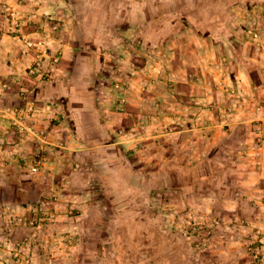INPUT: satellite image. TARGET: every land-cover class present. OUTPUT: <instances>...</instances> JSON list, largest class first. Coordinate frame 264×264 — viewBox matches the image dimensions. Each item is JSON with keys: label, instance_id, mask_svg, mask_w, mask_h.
<instances>
[{"label": "rangeland", "instance_id": "rangeland-1", "mask_svg": "<svg viewBox=\"0 0 264 264\" xmlns=\"http://www.w3.org/2000/svg\"><path fill=\"white\" fill-rule=\"evenodd\" d=\"M203 3L0 0V264H264V0Z\"/></svg>", "mask_w": 264, "mask_h": 264}, {"label": "crops", "instance_id": "crops-1", "mask_svg": "<svg viewBox=\"0 0 264 264\" xmlns=\"http://www.w3.org/2000/svg\"><path fill=\"white\" fill-rule=\"evenodd\" d=\"M36 91V89H35ZM9 94L10 92H0V95L3 94ZM38 94V95H37ZM37 95V98H39L41 96V93H35V96ZM5 99V98H4ZM6 104V103H5ZM48 104V103H47ZM34 108V107H33ZM96 105L95 103L88 104V102H82L80 100V103L78 104V107L76 108V106L74 108H72L71 106V113L75 112V114H78L84 111H88L89 113L93 114L92 117H94V115L96 116ZM28 109V107L26 108ZM35 111H38V109ZM95 111V112H94ZM18 113H24L25 114V108L21 109L20 112ZM99 114V112H98ZM20 115V114H19ZM0 116H4V117H8V118H15V122L12 120H7L6 118H0V158H6V150H1L3 148L7 149H21L22 151L24 150V148L27 147L26 144H28V141L30 139V137H28L26 130H29L31 127H29L26 123V121H24V117L22 118L20 117H16V114H14L13 112H11V110H9L7 108V106H0ZM10 124H15L14 127H12L11 129L7 130V132L10 131L9 134L7 135H3L4 134V130H3V125H6L7 127H10ZM70 127H66L65 125H60L59 127H57L56 129H54L53 127H51V130L48 132H44V134L38 133L40 135H38V137L41 139L42 142L46 143V144H55L56 140H59L62 136V134H64V131H69ZM3 132V133H2ZM37 135V133H35ZM35 141H37L35 139ZM78 142V139L76 140ZM45 146V144H43Z\"/></svg>", "mask_w": 264, "mask_h": 264}, {"label": "trees", "instance_id": "trees-1", "mask_svg": "<svg viewBox=\"0 0 264 264\" xmlns=\"http://www.w3.org/2000/svg\"><path fill=\"white\" fill-rule=\"evenodd\" d=\"M203 2L205 3V5H208V7L215 8L216 7L215 5H217L220 2V0H203ZM156 6H157L158 12L155 15H153V20H155V22H157L159 19H161L163 17L164 13H165V10L163 8V4L161 2H158L156 4ZM200 6H201V4H200ZM198 7H199V5H198ZM198 10L199 9L197 8V12H198ZM122 209L123 208H121L120 206L118 207L119 211L122 210ZM169 237H170V239L174 238L175 239V244H176V237H174V236L173 237L169 236ZM158 243L160 244V246L164 245L163 241H158ZM191 264H196V263L194 262V263H191Z\"/></svg>", "mask_w": 264, "mask_h": 264}]
</instances>
